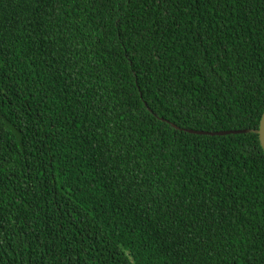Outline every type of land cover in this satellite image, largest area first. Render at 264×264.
Returning a JSON list of instances; mask_svg holds the SVG:
<instances>
[{"label":"trees","instance_id":"16d2710c","mask_svg":"<svg viewBox=\"0 0 264 264\" xmlns=\"http://www.w3.org/2000/svg\"><path fill=\"white\" fill-rule=\"evenodd\" d=\"M264 0H0V264H264ZM175 124V125H174Z\"/></svg>","mask_w":264,"mask_h":264},{"label":"water","instance_id":"95a60500","mask_svg":"<svg viewBox=\"0 0 264 264\" xmlns=\"http://www.w3.org/2000/svg\"><path fill=\"white\" fill-rule=\"evenodd\" d=\"M175 125V124H174ZM191 132L200 133V134H218V135H226V134H236V133H247V132H255L259 134L261 145L264 149V112L262 118L260 120V126L258 129H228V130H219V131H198V130H190Z\"/></svg>","mask_w":264,"mask_h":264}]
</instances>
